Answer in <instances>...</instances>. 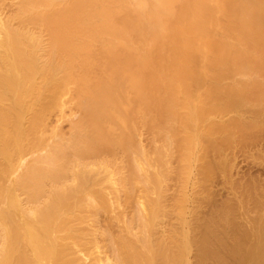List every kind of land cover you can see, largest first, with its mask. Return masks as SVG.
Returning <instances> with one entry per match:
<instances>
[{"label": "bare ground", "instance_id": "6f19581e", "mask_svg": "<svg viewBox=\"0 0 264 264\" xmlns=\"http://www.w3.org/2000/svg\"><path fill=\"white\" fill-rule=\"evenodd\" d=\"M242 158L264 0H0V264H264Z\"/></svg>", "mask_w": 264, "mask_h": 264}, {"label": "rangeland", "instance_id": "374dc122", "mask_svg": "<svg viewBox=\"0 0 264 264\" xmlns=\"http://www.w3.org/2000/svg\"><path fill=\"white\" fill-rule=\"evenodd\" d=\"M239 161V164H238V167H239V169H241L243 172L242 173H247V174H249V173H252L251 175H255L254 177L257 179V177H259V176H261V177H259L260 178V180L262 179L263 180V182H264V167L262 168V165H261V167H258V165L256 166V165H254L253 166V164H252V166H250L251 164H250V162L248 163L245 159L243 160V158H242V161H241V159L240 160H238ZM246 162V163H245ZM244 164V165H243ZM247 165V166H246ZM264 165V164H263ZM250 166V167H249ZM247 168V169H246ZM251 169H252V172H250L251 171ZM255 169V170H254ZM257 169V170H256ZM240 170V171H241ZM247 170V171H246ZM249 172V173H248ZM240 173V172H239ZM242 173H240V174H242ZM258 173L260 174L259 176H258ZM257 174V175H256ZM243 175V174H242ZM244 175H246V174H244ZM263 177V178H262ZM259 180V179H258ZM259 180V181H260Z\"/></svg>", "mask_w": 264, "mask_h": 264}]
</instances>
